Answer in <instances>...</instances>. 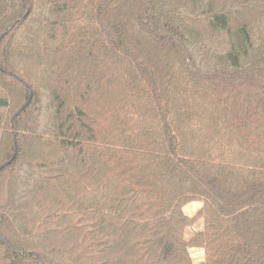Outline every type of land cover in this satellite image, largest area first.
<instances>
[{"label": "trees", "instance_id": "1", "mask_svg": "<svg viewBox=\"0 0 264 264\" xmlns=\"http://www.w3.org/2000/svg\"><path fill=\"white\" fill-rule=\"evenodd\" d=\"M0 264H264V0H0Z\"/></svg>", "mask_w": 264, "mask_h": 264}, {"label": "rangeland", "instance_id": "2", "mask_svg": "<svg viewBox=\"0 0 264 264\" xmlns=\"http://www.w3.org/2000/svg\"><path fill=\"white\" fill-rule=\"evenodd\" d=\"M199 209H200V204L193 202L184 208V212L186 215L193 217L194 215H196V213L199 211ZM191 256H192L194 262H199L202 260V253L199 250H193L191 252Z\"/></svg>", "mask_w": 264, "mask_h": 264}]
</instances>
